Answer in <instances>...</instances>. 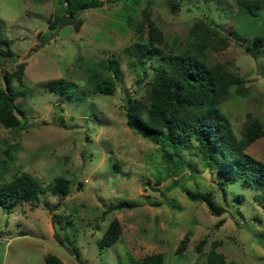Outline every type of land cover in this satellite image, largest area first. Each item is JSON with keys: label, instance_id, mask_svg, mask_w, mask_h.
Here are the masks:
<instances>
[{"label": "rangeland", "instance_id": "374dc122", "mask_svg": "<svg viewBox=\"0 0 264 264\" xmlns=\"http://www.w3.org/2000/svg\"><path fill=\"white\" fill-rule=\"evenodd\" d=\"M99 1L61 26L68 16L63 0H0V38L8 41L0 47L12 53L0 55V86L4 73L25 63L23 85L11 82L20 123L10 129L0 125V184L23 172L38 190L35 206L0 207V264H47V254L63 264H140L154 253L163 255V264H200L213 243L227 264H264V186L236 182L220 188L216 173L205 168L189 142L180 149L181 173L168 176L161 144L130 130L123 110L129 99L145 98L158 64L137 50L142 41L133 27L146 8L163 33L161 49L180 50L199 19L227 36L229 45L207 50L208 60L228 64L245 89L240 95L232 90L221 111L237 138L247 114L263 124L264 39L260 47L253 41L264 36V0L254 16L238 0ZM108 62L114 91L94 93L88 76L96 65L98 80L104 77L102 64ZM58 79L73 84L68 95L47 89ZM245 152L264 163V137ZM59 176L72 182L61 199L47 190ZM180 187L205 195L208 203L189 200ZM119 201L133 207L104 214ZM209 203L225 212L212 215ZM113 219L121 234L100 249ZM202 239L198 253L195 245Z\"/></svg>", "mask_w": 264, "mask_h": 264}, {"label": "trees", "instance_id": "16d2710c", "mask_svg": "<svg viewBox=\"0 0 264 264\" xmlns=\"http://www.w3.org/2000/svg\"><path fill=\"white\" fill-rule=\"evenodd\" d=\"M63 1L68 16L62 17L61 26L71 24V19L82 11L102 4L99 0ZM129 1L132 5H139L141 2ZM238 3L253 16L261 8L260 0H238ZM49 25H55V20ZM80 25L79 19L73 22L76 30ZM133 28L142 41L137 44L140 56L145 59L154 58L158 60V64L153 67L145 98H131L123 105L126 126L142 139L161 144L168 176L171 172L181 173L180 149L189 142L205 168L216 173L220 188L224 189L236 182H240L244 187L258 184L264 186V163L245 152L250 144L264 137V123L251 119L247 114L241 137L237 138L234 135L221 111V105L232 90L240 95L245 88L240 77L228 64L211 63L207 56V50L225 49L229 45V38L209 20L199 19L190 26L185 44L180 50L161 49L160 46L164 44L163 33L151 19L146 8L142 10V19ZM263 39V35H256L253 46L260 47ZM6 42L8 41L0 38V46ZM246 49L251 50L249 47ZM11 54L9 48L0 47L1 56ZM102 66L106 75L99 80L95 75L96 65L94 72L90 73L91 76H88L89 72L87 74L92 82L91 90L98 94H112L115 80L108 74L112 70L111 63ZM24 69L25 63L20 62L14 72L4 73L3 76L4 88L0 86V125L6 129L16 127L20 123L11 82L15 78L18 85L22 86ZM72 88L73 84L63 79L50 81L47 86L51 92L67 95ZM165 146L171 148V151ZM8 159L11 160V156H8ZM71 183L70 179L59 176L47 184V190L61 199L68 195ZM176 184V181L173 182V185L177 186ZM180 188L187 194L189 200L208 203L205 195L199 192L190 194L183 187ZM12 204L31 206L38 204V190L33 177L20 172L15 174L9 183L0 184V207L7 209ZM132 207L130 202L119 201L108 205L104 214ZM209 211L215 216L225 212L223 207L210 203ZM222 222L220 220L218 224ZM120 234L121 225L117 219H113L98 242V247L104 249L113 245ZM65 239L68 237L65 236ZM205 242L206 240L202 239L195 245L196 252L201 251ZM216 245L217 243H213L200 264H227L224 255L216 250ZM69 249L72 254H76L73 247ZM45 261L47 264H63L52 254H47ZM140 264H163V255L161 253L147 255L141 259Z\"/></svg>", "mask_w": 264, "mask_h": 264}]
</instances>
